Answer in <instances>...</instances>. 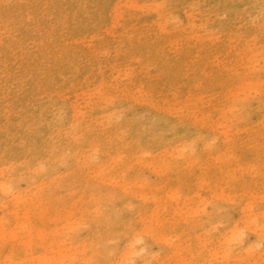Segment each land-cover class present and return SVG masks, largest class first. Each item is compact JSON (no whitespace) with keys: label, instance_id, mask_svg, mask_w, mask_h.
I'll return each mask as SVG.
<instances>
[{"label":"rangeland","instance_id":"374dc122","mask_svg":"<svg viewBox=\"0 0 264 264\" xmlns=\"http://www.w3.org/2000/svg\"><path fill=\"white\" fill-rule=\"evenodd\" d=\"M0 264H264V0H0Z\"/></svg>","mask_w":264,"mask_h":264},{"label":"bare ground","instance_id":"6f19581e","mask_svg":"<svg viewBox=\"0 0 264 264\" xmlns=\"http://www.w3.org/2000/svg\"><path fill=\"white\" fill-rule=\"evenodd\" d=\"M250 224H251L250 222H245V224H243L241 228L238 227L237 225H234L226 229V232L222 235L220 241L222 245L226 247L227 249L226 251L229 256L233 254L236 247L243 244L242 236L245 232L255 233L257 231L256 228H254ZM243 246L245 248L248 246V244H243Z\"/></svg>","mask_w":264,"mask_h":264}]
</instances>
